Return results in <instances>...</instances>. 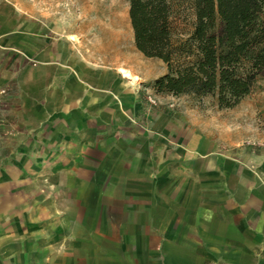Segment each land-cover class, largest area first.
Instances as JSON below:
<instances>
[{"label": "rangeland", "instance_id": "rangeland-1", "mask_svg": "<svg viewBox=\"0 0 264 264\" xmlns=\"http://www.w3.org/2000/svg\"><path fill=\"white\" fill-rule=\"evenodd\" d=\"M24 31L34 37L70 31L80 54L98 65L129 72L130 77L121 71L120 75L130 81L141 107L130 123L146 129L144 153L151 155V147L153 153L161 147L165 163H149L139 170V164L130 162L138 152L136 145L126 146L122 155L114 148H80L66 138L59 141L50 129L53 116L42 117L44 101L19 95L17 79L24 69L36 66L20 46ZM165 72L161 60L135 47L127 0H0V171L15 176L0 181L2 190L16 205L42 207L43 227L51 219L65 227L67 206L78 220L91 224L100 215L122 220L132 210L165 203L175 220L179 211L187 214L182 234L187 231L188 240L189 235L197 237V244L186 245L188 264L198 263L192 254L200 250L203 264H232L226 254L238 243L218 239L214 231L227 232V199L234 192L231 174L258 176L259 168L264 170V78L236 106L224 109L210 96L156 93L152 83ZM153 125H164L167 133L152 132ZM200 156L211 157L221 178L215 182L219 192L211 181L200 179ZM198 183L203 194L196 202L187 189ZM81 205L99 209L92 212ZM65 248L66 242L58 245L60 252Z\"/></svg>", "mask_w": 264, "mask_h": 264}, {"label": "crops", "instance_id": "crops-1", "mask_svg": "<svg viewBox=\"0 0 264 264\" xmlns=\"http://www.w3.org/2000/svg\"><path fill=\"white\" fill-rule=\"evenodd\" d=\"M24 32L19 35L20 46H25V55L34 59L36 66L24 69L21 80L17 79L19 95L23 100L44 101L42 108L47 115L43 112L42 117L53 116L50 129L57 133L59 141L66 138L80 148L93 145L114 148L122 155L126 146L136 145L138 152L131 155L130 162L139 164V170L149 163H165L161 147L155 153L151 147V155L144 153L142 135L146 129L130 123L141 108L138 95L130 81L120 75L119 67L98 65L80 54L70 40L73 35L70 31L52 33L49 37ZM152 128L155 130L152 132L161 136L167 133L164 125ZM198 163L200 179L206 178L218 188L216 183L221 178L211 157L200 156ZM257 174L245 172L241 177L231 174L234 192L227 199V232L214 231L218 239L226 237L231 239L227 242L238 243L226 254L232 264H264V170L259 168ZM7 176L15 177L6 170L0 171V181ZM2 187L0 184V264H188L186 245L198 243L196 236L189 235L193 239L188 240L187 231L181 232L187 214L179 211L175 220L174 211L165 203L152 204L150 210L147 206L132 210L122 220L110 214L100 215L102 218L99 216L91 224L78 220L69 211L73 210L69 209L71 206H67L65 227L60 228L53 219L43 227L42 207L16 205L4 195ZM216 188L214 191L219 192ZM146 194L154 197L155 193L147 189ZM202 194L199 183L187 189V196H194L196 202ZM81 207L92 212L99 209ZM63 242L67 248L60 252L58 245ZM202 252L192 254L198 260L196 264H203Z\"/></svg>", "mask_w": 264, "mask_h": 264}, {"label": "trees", "instance_id": "trees-1", "mask_svg": "<svg viewBox=\"0 0 264 264\" xmlns=\"http://www.w3.org/2000/svg\"><path fill=\"white\" fill-rule=\"evenodd\" d=\"M135 47L161 60L156 93L236 106L264 78V0H127Z\"/></svg>", "mask_w": 264, "mask_h": 264}, {"label": "bare ground", "instance_id": "bare-ground-1", "mask_svg": "<svg viewBox=\"0 0 264 264\" xmlns=\"http://www.w3.org/2000/svg\"><path fill=\"white\" fill-rule=\"evenodd\" d=\"M120 71L123 72L124 76H129L130 77V73L127 72L125 69L121 68Z\"/></svg>", "mask_w": 264, "mask_h": 264}]
</instances>
